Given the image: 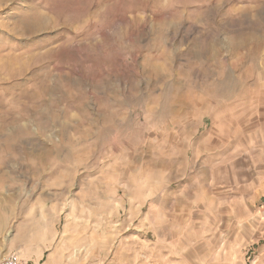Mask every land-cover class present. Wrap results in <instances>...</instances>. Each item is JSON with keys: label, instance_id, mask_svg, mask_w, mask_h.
I'll return each mask as SVG.
<instances>
[{"label": "rangeland", "instance_id": "obj_1", "mask_svg": "<svg viewBox=\"0 0 264 264\" xmlns=\"http://www.w3.org/2000/svg\"><path fill=\"white\" fill-rule=\"evenodd\" d=\"M264 0H0V261L264 264Z\"/></svg>", "mask_w": 264, "mask_h": 264}, {"label": "built area", "instance_id": "obj_2", "mask_svg": "<svg viewBox=\"0 0 264 264\" xmlns=\"http://www.w3.org/2000/svg\"><path fill=\"white\" fill-rule=\"evenodd\" d=\"M262 213L264 215V202L262 204ZM0 264H23V262L17 254L10 253L0 261Z\"/></svg>", "mask_w": 264, "mask_h": 264}, {"label": "crops", "instance_id": "obj_3", "mask_svg": "<svg viewBox=\"0 0 264 264\" xmlns=\"http://www.w3.org/2000/svg\"><path fill=\"white\" fill-rule=\"evenodd\" d=\"M263 202H264V196H263V198L261 199V203H260V205H259V208H260V211H261V214L263 215V213H262V204H263ZM262 232L264 233V223H263V225H262Z\"/></svg>", "mask_w": 264, "mask_h": 264}]
</instances>
